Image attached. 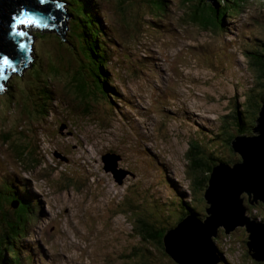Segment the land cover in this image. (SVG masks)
Listing matches in <instances>:
<instances>
[{"label":"rangeland","instance_id":"rangeland-1","mask_svg":"<svg viewBox=\"0 0 264 264\" xmlns=\"http://www.w3.org/2000/svg\"><path fill=\"white\" fill-rule=\"evenodd\" d=\"M99 1L114 44L108 56L123 102L110 105L89 94V68L60 43L68 39L65 33L63 39L55 32L40 35L30 53L40 57V77L54 91L46 112L29 98L27 81L17 73L1 80L0 184L9 188L8 179L26 186L41 210L25 223L34 238L16 252L15 264L37 253L35 264H143L139 255L149 254L153 264H175L140 244L133 220L158 221L154 231L166 233L188 215L185 204L203 218L207 174L189 180L185 156L194 152L189 142L202 147L209 169L216 163L208 157L239 158L230 151L239 135L231 111L235 105L240 111L243 92H256L243 50L253 34L264 38V4L246 1L219 36L182 19L188 7L181 0L168 1L172 15L166 24L156 20L148 0ZM70 21L63 19L66 31ZM11 83L16 89L10 99L6 88ZM253 109L245 106L247 125ZM3 206L13 213L12 206ZM246 238L240 230L227 237L218 233L224 264H255L246 253Z\"/></svg>","mask_w":264,"mask_h":264},{"label":"trees","instance_id":"trees-1","mask_svg":"<svg viewBox=\"0 0 264 264\" xmlns=\"http://www.w3.org/2000/svg\"><path fill=\"white\" fill-rule=\"evenodd\" d=\"M168 1L169 0H148V2L146 1L149 8L155 9V15L157 16L156 20H159V22H162L163 24L168 23L172 15L171 12H169L168 10L170 8V6H168ZM246 1L251 0H215L213 4L206 3L204 2V0H181V4L183 6L188 7L187 12H183L184 14L182 15V19H187L191 23H194L203 29L212 28V30L215 31L219 36H223L226 32L224 22L227 21V19H232L233 15L238 12L239 9L244 7ZM258 1L264 4V0ZM55 2L62 3L65 6H63L64 10H67V16L71 18V21L69 22V26L67 28L68 31H64L65 35L67 34L68 39H63L64 41L59 39V41L61 40L60 43L63 44L64 47H69L70 49H72L74 53H76L75 55L78 60L82 63V65L84 67L89 68V70H86L89 75L88 80L91 83L88 84V81H86V83L90 91L93 90L92 93L89 92V94H92L95 100H104L109 104L110 102L112 104L121 101L123 102L121 92H118L119 90L116 86L114 72L110 63L112 57L108 56L109 54H112L114 52V44L112 43L113 41L111 40L110 36L107 35L106 28L104 27V17L102 12L99 11L100 1L55 0ZM170 2L174 4L172 0H170ZM214 28L218 30L216 31ZM71 29L73 30V32H71ZM25 30L27 35L30 37V41H27L32 44H34L35 40L38 41L40 38L39 36L46 32H52L54 30L55 34L58 36L62 32L61 30L56 29L54 27H47L41 29L33 28L31 32H27V29ZM249 40V44L247 43L248 51L245 52V54L248 60V70L252 74L256 92H249L248 97L245 98L246 105H249L251 106V108H254L253 112L249 114L251 117V121L248 125L244 122V119L247 118L244 117L246 105L242 107L244 111L242 114L239 111L233 112L235 115V120L233 121V123L237 124V132L240 136H251V134H253L252 129L256 126L257 114L259 112V109L261 108V104L264 103V38L258 36L255 39V36L253 34L252 38ZM239 41L241 43V38L239 39ZM32 46L35 47V45ZM109 50H111L112 53H109ZM34 53L35 51L33 52V54ZM43 55L45 54L42 51V56ZM70 55L73 57L72 54ZM28 56L30 57V55ZM40 61L41 59L39 56H36L35 58L31 57L29 63H27L25 67L17 68L16 73L24 81H27V87L30 91L29 98H35L36 100H38L42 105L41 109H45L46 112L47 107L51 105V103L54 101L53 99L55 98L53 97V88L51 87V85H48L50 83H47V78L42 79L40 77V70L37 69L41 66ZM6 89H9V92L6 95L11 94V96L8 97L11 99V97H13V92L15 91L14 89L16 88L11 83V85ZM253 90L251 89L250 91ZM127 105L130 106L129 103ZM243 127L245 128V130L246 127L249 130L244 132ZM190 150L193 151V148H191ZM199 151L200 150L196 148L194 149V152H190V154H187L185 156L188 161L187 164L189 165L187 168V176L189 177V180H192L199 174H207L203 178L204 182L207 185L205 189L206 191L209 186V180L212 174L213 167L210 169L205 167L202 162L201 151L200 153ZM230 151L232 150L230 149ZM230 160L231 161H228V163H237L239 161V158L237 160ZM219 162H221V160H219ZM13 182L14 181L12 180V185ZM193 182L194 185H196L195 179L193 180ZM6 192L7 194L4 192V189L0 187V264H15L14 261L18 260V256L15 255L16 252L21 251L27 247V244L23 242L21 243L22 239L25 237H31L32 239L34 238V234L31 232V229H28L26 231L25 223L31 224V221L35 220V217L38 214V207L36 205L37 201L36 203L29 201V198L33 196H31V194L29 193H27L26 196V194L21 192H16L14 195L9 190H7ZM4 200L9 204L14 203L13 205L16 209H14L13 213L11 214L13 216L12 219H17L15 220V222L11 221L8 218L9 216H11V214L5 213L3 205L6 203ZM203 200L205 202L204 205L206 207L207 203L204 199V195ZM16 202L18 203L17 207ZM185 205V207L187 208V212L194 211L192 207H189L187 204ZM244 205L251 206L249 203L246 202H244ZM253 206L259 209H263L264 203H254ZM138 223L140 228L139 233L143 238V243H147L148 248L155 249L158 252L162 253L163 257H166L167 260L170 259L171 261H173V259L165 252V247L162 243L161 237L164 236L165 232L160 229L154 231L155 226L154 230L152 231V229L148 228L152 226L144 220H139ZM171 230L172 229L167 231L166 234H168ZM218 231H220V229H218ZM47 236V243H50V238H52V236H49L48 234ZM20 244H22L21 249ZM134 252L137 253L138 251ZM7 256L9 257L6 258ZM139 256L143 260V264H153V259L151 258L152 254H149L148 257L145 256L149 258L148 263L146 262V258L143 255ZM139 256L138 254H133V257ZM31 261L32 258L27 256L26 261L22 264H30ZM18 264H20V260L18 261ZM255 264L264 263L256 262Z\"/></svg>","mask_w":264,"mask_h":264},{"label":"water","instance_id":"water-1","mask_svg":"<svg viewBox=\"0 0 264 264\" xmlns=\"http://www.w3.org/2000/svg\"><path fill=\"white\" fill-rule=\"evenodd\" d=\"M214 1L208 0L212 4ZM21 11L42 18L53 16L57 20L54 24L60 26L62 31L59 34L61 39L65 31L63 19L66 14L64 16L51 0H46L45 5H40L38 0H0V57L8 56L23 68V58L25 63L29 62V58L25 50L22 53L19 49L21 37L12 35V18ZM46 23L51 24V20H46ZM4 92L3 89L0 94ZM258 115L256 126L252 130L254 136L236 137L231 143L232 150L240 155L241 162L232 167L219 164L213 168L209 187L204 195L209 205L205 222L201 223L195 216H189L164 237L165 252L174 262L218 264L220 258L212 238L217 236V230L221 227L225 234L237 227L245 228L248 233L246 245L249 255L255 262H264V223H256L245 216L246 208L241 198L242 194H246L249 201L252 195L255 202H264V104ZM249 204L252 205V201Z\"/></svg>","mask_w":264,"mask_h":264},{"label":"snow or ice","instance_id":"snow-or-ice-1","mask_svg":"<svg viewBox=\"0 0 264 264\" xmlns=\"http://www.w3.org/2000/svg\"><path fill=\"white\" fill-rule=\"evenodd\" d=\"M38 3L40 5H45L46 0H38ZM55 7L59 9L61 7V4L56 3ZM54 17L49 15L45 18H42L38 15H32L29 12L21 11L18 16H15L12 18V35L16 37L25 38L27 37V33L24 31H18V26L23 25L25 28L33 27V28H47L48 24L46 23V20H51ZM19 49L23 53L24 50L27 48V45L23 42L19 43ZM16 72L17 69L14 66V63L11 59H9L8 56L0 57V80L7 81L9 77L7 76V72ZM0 91H3V87L0 86Z\"/></svg>","mask_w":264,"mask_h":264},{"label":"bare ground","instance_id":"bare-ground-1","mask_svg":"<svg viewBox=\"0 0 264 264\" xmlns=\"http://www.w3.org/2000/svg\"><path fill=\"white\" fill-rule=\"evenodd\" d=\"M105 88V87H104ZM111 88V87H110ZM199 153H200V151H199ZM197 154V153H196ZM50 157V156H49ZM167 186H168V183H167ZM168 188H170V183H169V187ZM170 190H171V192H173L172 191V188H170ZM174 193V192H173ZM182 193V191L180 192V194ZM176 194V193H175ZM181 198L183 197L182 195H179ZM167 203V202H166ZM165 205V204H164ZM185 207V206H184ZM188 207V206H187ZM186 212H187V209H186V207H185V209H184ZM188 213V212H187ZM138 235V234H137ZM36 257V255L35 256H33V258H35Z\"/></svg>","mask_w":264,"mask_h":264},{"label":"clouds","instance_id":"clouds-1","mask_svg":"<svg viewBox=\"0 0 264 264\" xmlns=\"http://www.w3.org/2000/svg\"><path fill=\"white\" fill-rule=\"evenodd\" d=\"M166 235V234H165ZM33 258V257H32ZM33 259H35V258H33Z\"/></svg>","mask_w":264,"mask_h":264}]
</instances>
